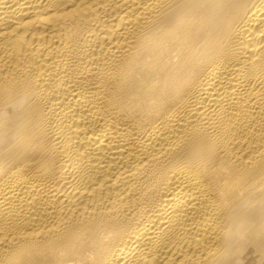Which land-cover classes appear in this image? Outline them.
<instances>
[{
  "label": "bare ground",
  "instance_id": "1",
  "mask_svg": "<svg viewBox=\"0 0 264 264\" xmlns=\"http://www.w3.org/2000/svg\"><path fill=\"white\" fill-rule=\"evenodd\" d=\"M0 264H264V0H0Z\"/></svg>",
  "mask_w": 264,
  "mask_h": 264
}]
</instances>
